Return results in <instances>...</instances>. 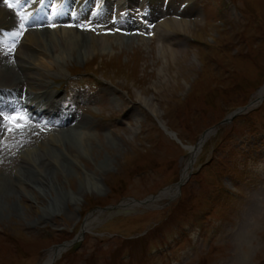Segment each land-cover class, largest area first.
<instances>
[{
  "label": "rangeland",
  "instance_id": "374dc122",
  "mask_svg": "<svg viewBox=\"0 0 264 264\" xmlns=\"http://www.w3.org/2000/svg\"><path fill=\"white\" fill-rule=\"evenodd\" d=\"M107 3L114 14L149 4L153 18L118 33L49 29L42 47L30 45L37 57L14 74L21 84L10 87L27 82L37 105L48 100L54 109L44 89H57L55 100L72 102L75 119L53 127L60 165L42 149L45 138L53 142L45 127L9 135L6 145L0 136V175L10 188L0 200V264H42L83 223L82 239L53 264H264V99L216 126L264 86V0ZM213 126L175 194L196 151L182 143L195 145ZM68 134L84 141L79 159L64 145ZM51 173L62 183L54 196L39 190L46 182L54 191ZM88 180L94 185L83 186Z\"/></svg>",
  "mask_w": 264,
  "mask_h": 264
},
{
  "label": "bare ground",
  "instance_id": "6f19581e",
  "mask_svg": "<svg viewBox=\"0 0 264 264\" xmlns=\"http://www.w3.org/2000/svg\"><path fill=\"white\" fill-rule=\"evenodd\" d=\"M174 23V22H173ZM175 23H178V22H175ZM174 23V24H175ZM180 24V23H179ZM183 24H181V26H182ZM18 26H19V23H18V20H17V17H16V15H15V13H13V12H11L8 8H6L5 6H4V4L0 1V29H2V28H4L5 30H10V31H16V29L18 28ZM57 28L59 29V30H61V29H63V27L62 26H58L57 25ZM65 28V27H64ZM66 29H69L68 31H71V32H77L78 30H75L74 28H66ZM0 32H1V30H0ZM50 32H53V31H50L49 29H47V28H43L42 30H37V29H35V28H30V29H27V31H25V33H24V35H23V39H24V37L26 38V37H28V39L27 40H29V45L26 47V48H23V50H21V51H19L20 50V47H21V45H20V47H17L16 48V50H15V52H14V54L13 55H11L10 56V53H9V50L7 49V47H2V44L0 43V81H2L1 80V78L3 77L4 78V81L5 80H7V81H5V82H0V86L1 85H4V86H8V87H10V86H16V85H19V84H21V82L19 81V77H14V74L16 73V75L18 74V71H21V69L23 68V64H22V62H23V59H25L26 57H28L29 59H32V57H34L35 56V50H33L32 48H31V46L30 45H33L32 47L33 48H35L36 46H40V47H42L43 45V42H42V39L40 38V34L41 33H43L44 35H48ZM67 32V31H66ZM79 32H81V31H79ZM69 33V32H68ZM82 33V32H81ZM52 34V33H51ZM65 34H67V33H65ZM81 35V34H80ZM84 35V34H83ZM56 37V36H55ZM64 37H66V36H64ZM62 38V37H61ZM71 38H72V36H71ZM76 39V38H75ZM75 39H74V41H75ZM26 40V41H27ZM84 40V39H83ZM52 41V40H51ZM54 41V40H53ZM52 41V42H53ZM61 41V40H60ZM34 44H33V43ZM59 42V41H58ZM78 42H80V41H78ZM54 43V42H53ZM84 43V42H83ZM69 45V44H68ZM67 46V45H66ZM79 47H81V46H79ZM78 47V48H79ZM22 53H23V55H24V57L22 58ZM72 53H73V50H72ZM9 57H8V56ZM37 56H35V58H36ZM42 58V57H41ZM42 60H43V58H42ZM41 60V61H42ZM8 62L9 63H12V64H16V65H14L15 66V68L13 67V65L12 66H9V68H7L5 65L6 64H8ZM42 64L43 65H45V63L44 62H42ZM46 66H49V65H46ZM5 67H6V69H5ZM26 70V68L23 70V74H24V71ZM27 76V75H26ZM17 79H18V81H17ZM20 79L23 81V82H26V79L24 78V77H20ZM29 79V78H28ZM34 83H35V81H34ZM16 84V85H15ZM26 84H28L27 82L26 83H23V86L25 87V85ZM30 84V83H29ZM32 84V83H31ZM48 86V85H47ZM47 86H46V88L44 89V90H46V91H48V93L49 94H47V96H48V99L49 100H51L52 102H53V104H54V99H53V96H54V94L55 93H51L50 91H49V88H47ZM28 87H25V91H26V95H28L29 97H31L30 98V100H32V99H36V101L37 100H39V101H41V102H43L40 98L39 99H37L36 97H32L33 96V92H31V90L29 89ZM264 94V86L263 87H261L260 89H259V91L256 93V96H255V99H252V102H256L262 95ZM37 97H40V96H37ZM45 103V102H44ZM48 103H49V101L47 100L46 101V105L48 106ZM43 104V103H42ZM37 105V104H36ZM51 110H56V108H54V109H51ZM36 116H41V115H43V114H40V113H36L35 114ZM75 119V115H74V118H73V120ZM28 126L30 127V128H32V129H36L35 127H33V126H36L34 123H32V122H30V123H28ZM42 130V129H41ZM39 131V130H38ZM4 132V133H3ZM33 132V131H32ZM58 133H59V131H57ZM2 133L3 134H5L6 135V131H5V129H4V127L1 125L0 126V136L2 135ZM52 134H53V142H52V146H51V143L49 142V140L47 139V138H45V142H44V144H43V146H42V149H44L46 152L48 151V149H53L55 152H53V158H54V161L55 162H57L59 165H60V152H59V150H57V148H54V146H56V144H61L62 143V141L59 139V143H58V139L56 140V133L54 132V130L52 129ZM71 134V133H70ZM70 134H68V136H65V138H64V145H65V147L68 149V151L69 152H71V154L75 157V158H77V159H79V156L81 155L80 154V145L81 146H84L85 144H83V139L82 138H80V137H78L77 135H70ZM4 135V136H5ZM55 135V136H54ZM3 136V135H2ZM32 136V135H31ZM206 136H207V134H205L203 137H201V139H200V142H201V140L202 139H205L206 138ZM23 137V136H22ZM29 137V136H28ZM55 137V138H54ZM17 138H19V137H17ZM24 138V137H23ZM10 140V136L9 137H7L6 139H3V141H4V144L6 145V144H8V143H6L7 141H9ZM12 140V139H11ZM0 141H1V137H0ZM19 143H22V141H19ZM19 143H17L16 145H18ZM12 145H14L15 143H11ZM89 148V147H88ZM87 149V148H86ZM91 149V148H90ZM52 150V151H53ZM93 151V150H92ZM195 152L196 151H194V153L192 154V156H191V158H189L187 161H186V163L184 164V168H183V172H182V174H181V177H180V179H181V181H184L186 178H187V176H188V174H189V171H190V169H191V167H192V164H193V161H194V159H195V157H193V155L195 154ZM90 153H92V152H90ZM89 153V154H90ZM190 153V152H189ZM28 154H29V152H28ZM46 154V153H45ZM93 154V153H92ZM29 155H31V153L29 154ZM37 158H40V156L38 157V155H37ZM193 158V159H192ZM47 159V158H46ZM191 162V163H190ZM47 165H50L49 163H47V164H45L44 166H47ZM69 164L68 163H61V167L65 170V172H67V173H69V174H72L74 171H72V170H70V169H68V167H66V166H68ZM44 169H46V168H43V170ZM50 169V168H49ZM53 169V168H52ZM81 169V168H80ZM98 171V170H97ZM182 171V170H181ZM54 173H55V171H54ZM75 173V172H74ZM97 173V172H96ZM46 174H47V170H46ZM57 175V174H56ZM75 175H77V174H75ZM48 178H50V177H52L53 179H56L55 180V187L53 188L54 189V191L52 190V189H49L48 188V186H47V184H46V182H43L42 184H40V186H39V190H40V193H44L45 195H48V196H54L55 195V189L57 188V187H59V188H61V185H62V183L60 182V179H59V177H57V176H55V174H50L49 176H47ZM3 178V174H1L0 175V200L3 202V199H7V197L5 196V192L7 193V192H9V189H8V187H7V185H6V183L4 182V180L2 179ZM84 183H83V186H85V187H89L90 185H94L93 184V181H91V180H88V184H86V182L85 181H83ZM91 188V187H90ZM94 188V187H93ZM54 192V193H53ZM57 195V194H56ZM162 195H169V193H168V191H165ZM57 198V197H56ZM158 197H155V198H152V199H150V201H155V199H157ZM159 198H161V197H159ZM158 198V199H159ZM4 204V203H3ZM93 220V217H88L87 219H86V222H85V226H88L89 224H90V222ZM54 247V248H53ZM53 247H51V248H49L48 249V251H47V256H46V258L44 259V261L42 262V264H49L55 257H57L58 256V253L61 251V247H57V246H53Z\"/></svg>",
  "mask_w": 264,
  "mask_h": 264
}]
</instances>
